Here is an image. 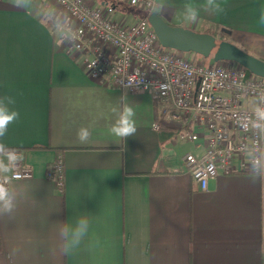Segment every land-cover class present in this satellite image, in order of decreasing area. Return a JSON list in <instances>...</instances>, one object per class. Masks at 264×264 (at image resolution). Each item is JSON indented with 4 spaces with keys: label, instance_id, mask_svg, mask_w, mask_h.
I'll use <instances>...</instances> for the list:
<instances>
[{
    "label": "crops",
    "instance_id": "crops-1",
    "mask_svg": "<svg viewBox=\"0 0 264 264\" xmlns=\"http://www.w3.org/2000/svg\"><path fill=\"white\" fill-rule=\"evenodd\" d=\"M87 1L100 9L112 5L113 12L126 3ZM184 3L167 0L156 12L170 25L211 31L264 59V0H226L223 13L201 11L196 23L184 20ZM59 16L52 0H31L27 9L0 0V96H13L20 113L0 142L32 169L29 178L11 179L17 167L0 176L16 196L15 210L0 215V262L264 264L261 179L218 172L199 190L183 156L202 155L205 131L198 127L197 138L184 141L176 123L154 129L160 105L152 93L91 78L84 57L68 50L67 31H58ZM221 28L230 31L228 39ZM125 97L137 132L120 140L109 133L116 119L111 109ZM244 106L257 102L246 99ZM81 127L91 133L86 143L77 139ZM57 157L64 165L62 190L46 176ZM80 216L90 221L88 234L66 254L61 230Z\"/></svg>",
    "mask_w": 264,
    "mask_h": 264
},
{
    "label": "built area",
    "instance_id": "built-area-1",
    "mask_svg": "<svg viewBox=\"0 0 264 264\" xmlns=\"http://www.w3.org/2000/svg\"><path fill=\"white\" fill-rule=\"evenodd\" d=\"M60 9L58 31L71 29L75 39L68 50L84 57L88 75L100 83L151 92L159 102L160 116L153 123H176L178 137L197 138L196 128L206 133L204 152L197 157L186 153L183 162L199 190L221 172H249L262 181V229L264 235V127H256V109L264 108V78L254 75L233 61L210 66L193 62L181 52L161 48L147 17L154 11L153 0H125L142 9L143 17L125 23L110 18L112 5L96 8L87 0H52ZM255 99L257 106L245 107L244 100ZM11 179L32 176V169L17 164ZM62 190L64 165L57 157L46 173ZM7 180L4 181V183Z\"/></svg>",
    "mask_w": 264,
    "mask_h": 264
},
{
    "label": "clouds",
    "instance_id": "clouds-1",
    "mask_svg": "<svg viewBox=\"0 0 264 264\" xmlns=\"http://www.w3.org/2000/svg\"><path fill=\"white\" fill-rule=\"evenodd\" d=\"M16 7L27 9L31 5V0H13ZM226 0H185L182 8L183 18L188 23H196L200 17L201 11L211 14H221L225 11ZM167 6V0H153V10L162 11ZM260 23L264 24V11L261 12ZM66 39H75V33L68 29L64 33ZM118 107H113L111 111L116 119L109 127V133L120 140L135 136L137 132L136 113L134 108L126 102V97ZM16 100L11 95L0 96V141L7 134L9 127L13 125L20 117V113L15 109ZM258 121H264V108L256 109ZM256 127L262 128L264 125L257 123ZM88 127H81L77 131V139L80 143L88 142L90 138ZM23 159L21 153L14 148L7 147L0 142V176H8L16 168L17 164ZM254 171L260 175L264 174L258 163L254 164ZM16 208V196L14 192L4 183H0V215L11 214ZM90 227V221L86 216H80L74 224H65L61 230V236L64 241V251L66 254L76 249L82 240L87 236Z\"/></svg>",
    "mask_w": 264,
    "mask_h": 264
},
{
    "label": "water",
    "instance_id": "water-1",
    "mask_svg": "<svg viewBox=\"0 0 264 264\" xmlns=\"http://www.w3.org/2000/svg\"><path fill=\"white\" fill-rule=\"evenodd\" d=\"M147 20L160 43L173 40L178 51L195 52L204 57L212 54L213 62L233 61L252 74L264 78V59L242 50L231 42L218 41L217 37L210 33L170 25L156 11H152ZM221 31L230 32L226 29H221Z\"/></svg>",
    "mask_w": 264,
    "mask_h": 264
},
{
    "label": "rangeland",
    "instance_id": "rangeland-1",
    "mask_svg": "<svg viewBox=\"0 0 264 264\" xmlns=\"http://www.w3.org/2000/svg\"><path fill=\"white\" fill-rule=\"evenodd\" d=\"M145 12L138 8V7H132L130 6L127 2L126 3H120L115 12L110 14V18H113L115 20H127L129 18H141L144 16ZM221 29H226V28H221ZM228 30V29H226ZM219 35L222 36V38H229V35H227L224 31H219ZM161 48L173 52H181L185 58H188L192 60L193 62H200L205 66H210L214 62L212 60V54H210L208 57H204L198 53L195 52H182L178 51L176 43L173 40H168L164 43H160ZM237 46V45H236ZM240 48V47H239ZM242 49V48H241ZM243 50V49H242ZM245 51V50H244Z\"/></svg>",
    "mask_w": 264,
    "mask_h": 264
},
{
    "label": "trees",
    "instance_id": "trees-1",
    "mask_svg": "<svg viewBox=\"0 0 264 264\" xmlns=\"http://www.w3.org/2000/svg\"><path fill=\"white\" fill-rule=\"evenodd\" d=\"M210 33H211V31H209ZM0 253H1V241H0ZM0 264H2L1 262H0Z\"/></svg>",
    "mask_w": 264,
    "mask_h": 264
}]
</instances>
